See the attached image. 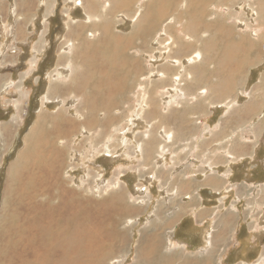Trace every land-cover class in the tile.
I'll list each match as a JSON object with an SVG mask.
<instances>
[{"label":"rangeland","instance_id":"obj_1","mask_svg":"<svg viewBox=\"0 0 264 264\" xmlns=\"http://www.w3.org/2000/svg\"><path fill=\"white\" fill-rule=\"evenodd\" d=\"M80 242L89 264H264L263 0H0V264Z\"/></svg>","mask_w":264,"mask_h":264},{"label":"bare ground","instance_id":"obj_2","mask_svg":"<svg viewBox=\"0 0 264 264\" xmlns=\"http://www.w3.org/2000/svg\"><path fill=\"white\" fill-rule=\"evenodd\" d=\"M264 1V0H263ZM128 3H131V1H129ZM127 3V4H128ZM156 3V2H155ZM128 6H129V4H128ZM154 6V5H153ZM127 7V6H126ZM155 7V6H154ZM151 8H152V6H151ZM153 9V8H152ZM150 27H152V24L150 23ZM200 27V26H199ZM83 30V29H82ZM199 30V29H198ZM84 31V30H83ZM104 31V30H103ZM200 31V30H199ZM228 32V31H227ZM198 33V32H197ZM197 33H194V34H197ZM229 34V33H228ZM223 35V36H222ZM220 38H222V39H226V35H225V32L224 33H222L220 36H219ZM229 39V38H228ZM235 44H237V43H235ZM231 45V44H230ZM230 45L228 46V47H230ZM233 45V44H232ZM239 45V44H238ZM236 48V47H235ZM231 49V48H230ZM243 49V46L242 45H240V48L238 49L237 48V51L238 50H242ZM228 50V49H227ZM235 50V49H234ZM236 54V53H235ZM245 54V53H244ZM243 54V55H244ZM230 55V54H229ZM233 55V54H232ZM239 55V54H238ZM243 55H239V59H240V57L242 56L243 57ZM245 56V55H244ZM234 59H237V58H234ZM246 59H248V57L246 58ZM91 60H93V59H91ZM245 60V59H244ZM226 61V60H225ZM229 61L230 62H232V58H230L229 59ZM235 62V61H234ZM240 63V62H239ZM124 64H125V62H124ZM229 67V66H228ZM230 67H232V66H230ZM233 74V73H232ZM235 77V76H234ZM223 96H224V94H223ZM105 104V103H104ZM98 106V105H97ZM105 107H107V105L105 106ZM253 107V106H252ZM256 106H254V108H255ZM251 108V107H250ZM249 108V109H250ZM97 110V109H96ZM247 110H248V108H247ZM256 110V109H255ZM98 111V110H97ZM97 111H96V113H97ZM249 112L248 113H251L252 111H253V108L251 109V110H248ZM95 112V111H94ZM40 125V124H39ZM94 125V124H93ZM96 126V125H95ZM38 128V127H37ZM36 129V128H35ZM41 131V130H40ZM42 132V131H41ZM44 132V131H43ZM38 137V138H37ZM43 137H45V134H43V133H41L39 136H36V135H32L31 136V142L33 143V145H32V148L34 147V145H38L40 142H41V140H42V138ZM44 141H45V143L47 142V139H45L44 138ZM40 146V145H39ZM31 147V146H30ZM40 156H41V154H40ZM35 164V166H37V164H38V161H35V163H33V165ZM39 165V164H38ZM28 166V165H27ZM40 166V165H39ZM16 175V174H15ZM16 179V178H15ZM17 190H18V188H17ZM23 201V200H22ZM83 211V210H82ZM81 211V212H82ZM77 212V211H76ZM80 212V211H79ZM100 217V216H99ZM85 219V218H84ZM101 219V218H100ZM70 220V219H69ZM69 220H67V221H60V220H55L54 222H52L51 223V232H53V231H55V230H57L56 232H55V235L54 236H50V238L51 239H53V244H51L52 246L50 247V248H55V250H57L58 248H60V247H62L63 248V253H64V255H65V260L66 261H68L69 263H71L70 261H69V259H71V254H74V253H72L71 252V250H70V248H69V243H70V229H69V227H70V223L72 222H70ZM82 220V219H81ZM76 221V220H75ZM63 222L65 223L64 225H63ZM87 222V221H86ZM85 223V222H84ZM88 223V222H87ZM87 225V224H86ZM102 225V224H101ZM83 226H85V225H83ZM14 227V226H13ZM53 227V228H52ZM74 227V226H73ZM72 227V228H73ZM79 227V226H78ZM86 228V232H87V227H85ZM82 233H83V231H81ZM80 232V233H81ZM85 232V233H86ZM54 234V233H53ZM82 235V234H81ZM47 238V237H46ZM75 240V239H74ZM86 240V239H85ZM82 242H83V239L81 240ZM52 242V241H51ZM76 242H78L79 243V241H76ZM82 242H80V244H78L77 246H76V248H75V252H76V255H79L80 257H78V258H75V257H73V262H76L75 264H89V260H90V257H89V252H87V244L84 242V243H82ZM71 244V243H70ZM72 245V244H71ZM160 246V245H159ZM73 247V246H72ZM71 247V248H72ZM74 248V247H73ZM72 248V249H73ZM49 249V248H48ZM161 250V249H160ZM49 252H51V250H48ZM151 251V250H150ZM55 255H56V252H55ZM49 256H51L48 252H46V257H49ZM45 257V258H46ZM51 258V257H50ZM160 262V261H159ZM50 263V262H49ZM68 263V264H69ZM191 263V262H190ZM44 264V263H43ZM47 264V263H46ZM170 264V263H169Z\"/></svg>","mask_w":264,"mask_h":264}]
</instances>
